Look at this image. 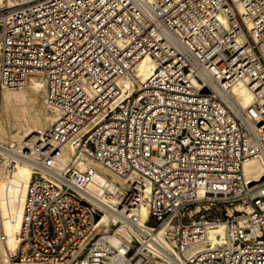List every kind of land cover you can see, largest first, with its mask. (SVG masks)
I'll return each instance as SVG.
<instances>
[{
	"label": "built area",
	"instance_id": "obj_1",
	"mask_svg": "<svg viewBox=\"0 0 264 264\" xmlns=\"http://www.w3.org/2000/svg\"><path fill=\"white\" fill-rule=\"evenodd\" d=\"M146 54L150 76L124 86ZM33 77L54 120L0 154L7 176L23 161L32 171L21 203H0L8 263L119 253L98 226L90 159L128 180L113 209L128 236L120 264H264V179L243 171L264 165V0H0V86Z\"/></svg>",
	"mask_w": 264,
	"mask_h": 264
},
{
	"label": "bare ground",
	"instance_id": "obj_2",
	"mask_svg": "<svg viewBox=\"0 0 264 264\" xmlns=\"http://www.w3.org/2000/svg\"><path fill=\"white\" fill-rule=\"evenodd\" d=\"M238 10L241 12L242 8L238 6ZM154 67V59L152 56L146 54L139 59L132 70V75L123 77L121 82L126 87H130L134 82L143 83L150 76ZM0 87L2 88L0 100L1 107L3 108V112L0 116V154H5L6 148L20 143L35 131L48 127L53 122L54 115L48 110L45 104V90L42 79L33 77L28 84L20 88ZM234 93L242 106L247 107L251 103L252 95L244 85L236 86L234 88ZM37 97L41 99L40 105L35 102ZM5 142H7V144ZM4 143L6 145H4ZM64 149L69 154L73 151L69 143L65 145ZM87 164L93 165L96 168L90 190L104 201L107 206L98 222V226L107 227V230L110 228L114 229V233H108L103 236L111 246L119 251V253L113 257L110 264H120L122 261V243L127 240L128 236L118 225L117 217L114 215L113 209L118 207L128 185V180L107 171L103 166L93 160L89 159ZM243 171L247 177L254 178L257 181H262V179H264V165L255 158L249 159L244 163ZM31 175V165L27 161L17 163L9 176H7L5 171V163L0 164V203L3 214L5 213L6 203L13 204L15 201L21 203ZM133 177L134 176H131L130 178L133 179ZM236 207L245 209V207L241 205H237ZM228 212L230 213L231 210L229 209ZM15 214L17 216L16 219H19L20 211ZM146 217V208L143 206L141 209V219L145 220ZM5 233L8 236V247L12 248V227L8 223H5ZM223 236L224 228L222 223L208 230V240L211 243L221 242ZM202 245L203 244H198L190 250L198 249L202 247ZM0 264H11L2 257L1 246ZM151 264L158 263L153 262Z\"/></svg>",
	"mask_w": 264,
	"mask_h": 264
},
{
	"label": "rangeland",
	"instance_id": "obj_3",
	"mask_svg": "<svg viewBox=\"0 0 264 264\" xmlns=\"http://www.w3.org/2000/svg\"><path fill=\"white\" fill-rule=\"evenodd\" d=\"M1 91H2V88L0 87V99H1ZM35 102H36V104H38V105H40V102H41V99H40V97H37L36 99H35ZM38 105H36V106H38ZM2 105H1V100H0V116H1V114H2V112H3V108L1 107ZM6 144H7V142H5ZM4 143V145H6Z\"/></svg>",
	"mask_w": 264,
	"mask_h": 264
}]
</instances>
